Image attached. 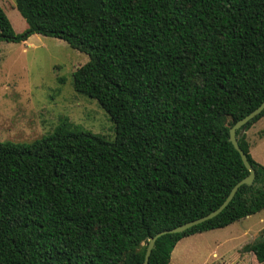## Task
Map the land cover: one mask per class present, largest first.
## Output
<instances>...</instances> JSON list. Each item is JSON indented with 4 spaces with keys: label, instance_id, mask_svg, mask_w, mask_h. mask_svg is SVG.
I'll return each instance as SVG.
<instances>
[{
    "label": "trees",
    "instance_id": "1",
    "mask_svg": "<svg viewBox=\"0 0 264 264\" xmlns=\"http://www.w3.org/2000/svg\"><path fill=\"white\" fill-rule=\"evenodd\" d=\"M0 41L33 34L88 55L77 92L98 101L116 137L61 117L30 143L0 142V264H144L149 239L219 207L249 174L230 128L264 100V0H16ZM264 110L246 124L248 130ZM215 217L159 237L169 264L185 236L264 209V166ZM243 250L264 262V236Z\"/></svg>",
    "mask_w": 264,
    "mask_h": 264
},
{
    "label": "rangeland",
    "instance_id": "2",
    "mask_svg": "<svg viewBox=\"0 0 264 264\" xmlns=\"http://www.w3.org/2000/svg\"><path fill=\"white\" fill-rule=\"evenodd\" d=\"M16 32L28 27L16 0H0ZM88 55L65 40L33 34L24 42L0 41V142L30 143L68 117L81 130L116 137V125L97 100L73 86V72ZM246 134L253 158L264 166V116ZM264 236V209L221 228L185 236L169 264H264L246 244Z\"/></svg>",
    "mask_w": 264,
    "mask_h": 264
},
{
    "label": "water",
    "instance_id": "3",
    "mask_svg": "<svg viewBox=\"0 0 264 264\" xmlns=\"http://www.w3.org/2000/svg\"><path fill=\"white\" fill-rule=\"evenodd\" d=\"M263 110H264V100L255 109H253L250 113H248L247 115H245L244 117L239 119L229 130V140L231 141V143L233 144L235 149L240 153L242 161L244 162V164L246 165V167L249 170V174L246 177H244L243 179H241L240 181H238L234 185V187L232 188V190L230 191L228 196L225 198V200L222 202V204L219 207H217L216 209L212 210L211 212H209V213H207L201 217H198L196 219L182 223L176 227L161 230L158 233H156L154 236H152L149 239V242L147 245L144 264H149L150 255H151L152 250L155 246V243L159 237H161L162 235H165V234L183 232V231H185V230H187V229H189V228H191L197 224H200L204 221L212 219L213 217L217 216L230 203V201L236 195L238 189L243 184L251 185L254 183V180L256 177V170L251 165V163L249 162L246 153L244 152V150L241 148V146L239 144V140H238V136H237V130L242 128L241 134H243V132L246 130V127H245L246 124L249 121H251L252 119H254L256 116H258L260 113H262Z\"/></svg>",
    "mask_w": 264,
    "mask_h": 264
},
{
    "label": "crops",
    "instance_id": "4",
    "mask_svg": "<svg viewBox=\"0 0 264 264\" xmlns=\"http://www.w3.org/2000/svg\"><path fill=\"white\" fill-rule=\"evenodd\" d=\"M174 252V251H173ZM172 255V254H171ZM170 261H171V259H170ZM170 263V262H169Z\"/></svg>",
    "mask_w": 264,
    "mask_h": 264
}]
</instances>
